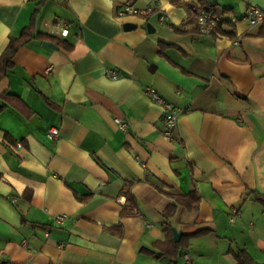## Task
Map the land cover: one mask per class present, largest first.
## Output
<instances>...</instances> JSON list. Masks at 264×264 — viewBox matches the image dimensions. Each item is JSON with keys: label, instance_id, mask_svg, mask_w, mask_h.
<instances>
[{"label": "crops", "instance_id": "0c3cea01", "mask_svg": "<svg viewBox=\"0 0 264 264\" xmlns=\"http://www.w3.org/2000/svg\"><path fill=\"white\" fill-rule=\"evenodd\" d=\"M127 1L0 0V54L35 9L36 33L71 44L32 39L0 79L25 106L0 111V264H236L237 250L264 264V24L243 19L264 0H205L238 19L214 36L197 31L200 0L118 16ZM146 88L182 111L172 141Z\"/></svg>", "mask_w": 264, "mask_h": 264}, {"label": "built area", "instance_id": "2783aa9c", "mask_svg": "<svg viewBox=\"0 0 264 264\" xmlns=\"http://www.w3.org/2000/svg\"><path fill=\"white\" fill-rule=\"evenodd\" d=\"M151 1V6H148L146 8H137L136 6H134L133 1L129 0L120 6L117 14L121 17L128 15L149 16L157 9L160 0ZM193 10L196 12L197 31L203 35L214 36L221 24L227 22L231 25H234L238 20L235 16L225 18L224 14L218 9H211L208 11L199 6H194ZM243 19L248 22L250 27L260 26L264 24V11L255 6H247L243 14ZM69 26L70 24L68 22L59 20L56 23L58 35L60 37H66L68 35ZM234 44H238L237 40H234ZM105 76L112 80H115L119 77V74L113 69H107L105 72ZM145 92L152 101L157 102L161 106L163 113V137L167 141H172L175 137L177 121L179 116L182 114V111L171 103L165 101L152 89L146 88ZM115 121L120 129L126 130V123L123 120L117 118ZM47 136L49 139H56L59 136L58 129H48ZM239 215V210L233 207L230 210L229 221L233 222ZM67 217L68 216L66 214H61L56 216L55 221L61 224L67 219ZM184 257L186 264H189V256L186 254Z\"/></svg>", "mask_w": 264, "mask_h": 264}, {"label": "trees", "instance_id": "16d2710c", "mask_svg": "<svg viewBox=\"0 0 264 264\" xmlns=\"http://www.w3.org/2000/svg\"><path fill=\"white\" fill-rule=\"evenodd\" d=\"M202 7L205 10H210V5L205 1V0H200ZM42 3V1H41ZM38 9H35L33 12L30 23L28 26H26L22 30V35L19 38H13L10 39L7 46L4 48L2 53L0 54V79L6 75L7 71L12 68L13 66V56L17 52V50L27 43L28 41L32 39H40L42 41H48L52 42L55 45L65 48V49H70L71 44L64 40H59L54 37H49L47 35L41 34V33H36L35 28H36V17H37ZM6 103L8 104H13L14 106H24V104L21 102L20 99L10 96L8 94H2L0 96V111L6 106ZM25 107V106H24ZM254 199L258 201L262 207H264V193H253ZM127 200L132 203V205H135L134 199L132 196L129 194L127 195ZM177 200L182 201V197H177ZM175 206L174 205H169L167 206V209H165V213L167 215H171L174 211ZM169 236L172 237V232L169 229L168 230ZM173 242V241H172ZM174 244V249L173 251L169 254L171 258L175 259L178 254H179V249H180V244L181 240L178 242H173ZM234 258L236 261V264H259L256 261H254L250 255L244 251V250H237L234 252Z\"/></svg>", "mask_w": 264, "mask_h": 264}, {"label": "water", "instance_id": "95a60500", "mask_svg": "<svg viewBox=\"0 0 264 264\" xmlns=\"http://www.w3.org/2000/svg\"><path fill=\"white\" fill-rule=\"evenodd\" d=\"M133 25L130 24V23H126L124 24V29L127 30V29H130ZM149 27V26H148ZM43 45L44 46H47V47H55L56 48V45L53 44L52 42H48V41H44L43 42ZM181 236V233L180 232H177L176 230L173 229V238L175 241H178L179 238Z\"/></svg>", "mask_w": 264, "mask_h": 264}]
</instances>
